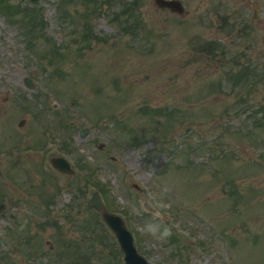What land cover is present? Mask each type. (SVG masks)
I'll return each instance as SVG.
<instances>
[{
  "label": "rangeland",
  "instance_id": "1",
  "mask_svg": "<svg viewBox=\"0 0 264 264\" xmlns=\"http://www.w3.org/2000/svg\"><path fill=\"white\" fill-rule=\"evenodd\" d=\"M40 1L46 26L31 44L20 28L0 16V239L5 246L0 255L20 258L13 234L20 242L27 236V245L37 250L28 252L30 261L66 264L72 252L68 243L93 263L108 259L115 240L88 205L91 193L100 189L95 182L85 184L91 178L106 190L107 210L123 218L156 264H184L186 259V264H264V128L251 117L258 105L236 120L242 108L264 101V56L257 58L264 52V0L262 21L249 27L241 24L244 11L194 15L188 9L179 16L154 8L151 0H117L134 5L114 3L115 14L96 17L93 31L99 39L90 41L83 36L78 12L84 4L79 0L58 7V0ZM227 2L232 8L242 6L239 0ZM136 11L144 25L134 37L121 32L119 24ZM193 16L203 20L193 26ZM239 26L247 30L246 37L237 36ZM195 36L220 40L226 54L245 44L258 47L244 68L261 78L248 74L221 82L217 94L200 100L203 87L217 83L231 67L201 55L191 63ZM26 77L33 80L32 90L23 85ZM76 96L79 106L68 99ZM143 104L172 113V118L146 117ZM12 111L15 117L9 121ZM22 118L21 129L17 123ZM126 124L139 128L144 141L134 142ZM81 129L88 134L80 137ZM151 131L170 134L169 144L151 142ZM186 140L194 141L187 150ZM195 144L202 147L195 149ZM235 144L238 158L228 151ZM207 149L226 152L210 158ZM52 156L66 158L73 176L53 171ZM209 158L219 163L218 171L206 167L199 172L193 165ZM145 202L155 212L144 209ZM179 234L188 236L189 247L173 236Z\"/></svg>",
  "mask_w": 264,
  "mask_h": 264
},
{
  "label": "water",
  "instance_id": "2",
  "mask_svg": "<svg viewBox=\"0 0 264 264\" xmlns=\"http://www.w3.org/2000/svg\"><path fill=\"white\" fill-rule=\"evenodd\" d=\"M95 205L98 207V208H101L100 204L98 202H95ZM102 209V208H101ZM104 218L107 219V221L110 222V224H112L114 222V220L112 219V217H109L108 215H104Z\"/></svg>",
  "mask_w": 264,
  "mask_h": 264
}]
</instances>
